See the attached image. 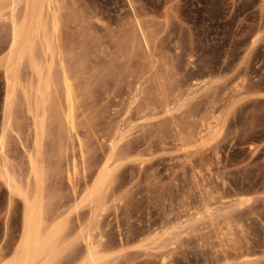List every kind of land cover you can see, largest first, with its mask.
I'll return each mask as SVG.
<instances>
[{"label": "rangeland", "instance_id": "rangeland-1", "mask_svg": "<svg viewBox=\"0 0 264 264\" xmlns=\"http://www.w3.org/2000/svg\"><path fill=\"white\" fill-rule=\"evenodd\" d=\"M24 4L0 0V262L30 228L58 232L28 264H264V0H39L43 79L18 60L10 103Z\"/></svg>", "mask_w": 264, "mask_h": 264}, {"label": "bare ground", "instance_id": "bare-ground-1", "mask_svg": "<svg viewBox=\"0 0 264 264\" xmlns=\"http://www.w3.org/2000/svg\"><path fill=\"white\" fill-rule=\"evenodd\" d=\"M23 1L25 3L24 5H26L27 12H26L24 21L22 23V26L19 27L17 29V31L15 32L16 41H17V43H16V49L14 51V54L12 55L11 64L6 69V72H5L6 82H7V87H8V99L7 100L10 103H11V99L13 97V94H14L15 90L17 89L18 86H20L19 77H18V69H19L18 68V60L20 61L21 59L24 60V58H28L31 61V64H32V66L34 68V71L38 75L37 77L41 78V80L43 79L42 78V74H41V70L39 69L40 66L38 67V65L36 64V61H35V57L33 55V52L29 50L28 45H27L28 41H30V36L34 32L33 31L34 23H36V21H38L37 20L38 18H40L39 17V15H40V13H39L40 12V9H39V6H40L39 0H23ZM44 88H47V87L45 86ZM39 170H38L37 165L35 164V162L34 161H31V174L33 175V177L35 179L39 178V172H38ZM107 171H108V169H107ZM37 181L38 180H36V182ZM16 190L18 191V193L24 199L25 205L26 206H32L31 205V202H30V199L28 197V193L25 192V191H23V189H21L20 187H17ZM31 217H32V215L31 216H28L26 218V220H25V228L26 229L28 228V226H31V225H32V228L31 229H33V227H34L33 225H35L37 223L36 220H35L36 218L35 217H32V219H31ZM33 218H35V219L33 220ZM30 223H31V225H29ZM39 224H40V222H39ZM29 229H27V231L25 233V236L23 238L22 248H21L20 253L18 255H16L14 257V259H12L11 261H9V262L8 261H4L6 263L0 262L1 264H28L29 262H33V260H35L38 257L39 253L49 246L50 241L52 239H55L56 238V235H57V232H58V230H55L54 232L50 233L49 236L47 235V237H42L41 233L39 232L40 231L39 229H38L39 230L38 231L39 233H37V234H35L36 232L31 233ZM44 235L45 234H43V236ZM92 251H91V253H92Z\"/></svg>", "mask_w": 264, "mask_h": 264}]
</instances>
